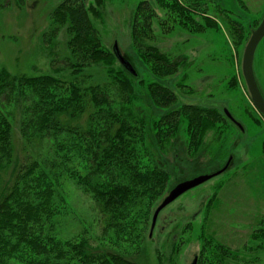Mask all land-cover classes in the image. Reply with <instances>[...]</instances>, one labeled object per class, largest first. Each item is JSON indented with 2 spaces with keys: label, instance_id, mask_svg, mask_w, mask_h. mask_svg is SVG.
<instances>
[{
  "label": "trees",
  "instance_id": "trees-1",
  "mask_svg": "<svg viewBox=\"0 0 264 264\" xmlns=\"http://www.w3.org/2000/svg\"><path fill=\"white\" fill-rule=\"evenodd\" d=\"M103 3L60 0L53 9L52 30L66 34L58 74L0 69V264H142L155 209L170 190L167 154L184 144L196 158L209 130L217 135L212 145L227 131L220 107L186 100L192 90L179 72L188 57L172 58L152 41L158 8L183 14L187 7L138 4L132 57L147 68L140 78L104 44L93 20ZM235 23L241 44L248 31ZM72 187L93 199L92 222L72 216ZM199 237L198 264L238 258L203 229ZM168 242L174 263L186 239L175 234Z\"/></svg>",
  "mask_w": 264,
  "mask_h": 264
},
{
  "label": "rangeland",
  "instance_id": "rangeland-1",
  "mask_svg": "<svg viewBox=\"0 0 264 264\" xmlns=\"http://www.w3.org/2000/svg\"><path fill=\"white\" fill-rule=\"evenodd\" d=\"M140 1L104 0L103 16H93V20L105 46L113 51L117 43L141 78L147 68L142 59L132 57V26ZM178 2L188 12L158 8L160 18L153 21L152 41L172 58L188 57L179 72L185 74V83L192 90L185 93L186 100L218 106L225 114L227 108L243 128L226 114V133L212 145L217 135L209 130L205 136L207 147L199 156H187L184 144L179 146L181 151L177 148L167 154L172 170L170 189L183 180L219 171L231 160L221 174L187 191L161 211L153 236L145 242L141 262L191 264L202 249L199 235L203 229L206 237L212 236L213 244L219 242L238 252V258L227 264H264V116L251 99L242 71L246 44L264 17V0ZM59 3L60 0H0V69L6 67L15 74L28 75L57 73L55 68L63 65L61 59L66 53L65 29L55 33L51 26V13ZM90 3L96 4V0H87ZM235 22L242 23L248 31L241 44L237 43ZM200 24L204 28L199 29ZM47 39L50 43L45 42ZM53 57L56 62H52ZM254 68L264 93V38L256 49ZM99 73L103 75L102 68ZM172 83L173 79L169 84ZM176 153L180 155L177 161ZM72 206L74 218L80 215L92 222L93 199L75 187ZM190 224L192 229L188 231ZM175 234L185 236L186 242L173 263L169 260L168 241ZM161 251L166 255L162 257Z\"/></svg>",
  "mask_w": 264,
  "mask_h": 264
},
{
  "label": "water",
  "instance_id": "water-1",
  "mask_svg": "<svg viewBox=\"0 0 264 264\" xmlns=\"http://www.w3.org/2000/svg\"><path fill=\"white\" fill-rule=\"evenodd\" d=\"M263 38H264V17L261 19L259 26L252 31V34L246 44L244 55H243L242 71H243L245 81L247 83V87L249 89L251 99L254 105L256 106V108L259 110V112L264 116V94L259 86V83L256 77L255 68H254V59H255L256 49ZM113 51L115 55L117 56L118 60L120 61V63L127 70H129L131 73L136 75L137 74L136 69L134 68L133 64L125 56H123V54L119 50L117 43L114 45ZM225 112L231 120H233L237 125L243 128V125L233 116V114L227 108L225 109ZM229 164H230V160L228 161L227 165L219 171H216L210 174L197 175L193 178L183 180L177 183L174 187H172L168 191L166 196L163 198V200L159 203L157 208L155 209L153 219H152L150 236L151 237L153 236L159 214L165 207L170 205L173 201H175L178 197H180L187 191L221 174L229 166ZM191 264H198V256L194 258Z\"/></svg>",
  "mask_w": 264,
  "mask_h": 264
},
{
  "label": "crops",
  "instance_id": "crops-1",
  "mask_svg": "<svg viewBox=\"0 0 264 264\" xmlns=\"http://www.w3.org/2000/svg\"><path fill=\"white\" fill-rule=\"evenodd\" d=\"M258 80V79H257ZM259 83V82H258ZM260 84V83H259ZM261 87V86H260ZM262 89V88H261Z\"/></svg>",
  "mask_w": 264,
  "mask_h": 264
}]
</instances>
